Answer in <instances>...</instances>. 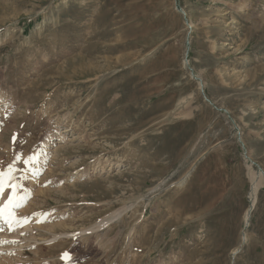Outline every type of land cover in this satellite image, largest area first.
<instances>
[{
    "label": "rangeland",
    "instance_id": "rangeland-1",
    "mask_svg": "<svg viewBox=\"0 0 264 264\" xmlns=\"http://www.w3.org/2000/svg\"><path fill=\"white\" fill-rule=\"evenodd\" d=\"M9 165L2 264H264V0H0Z\"/></svg>",
    "mask_w": 264,
    "mask_h": 264
},
{
    "label": "snow or ice",
    "instance_id": "snow-or-ice-1",
    "mask_svg": "<svg viewBox=\"0 0 264 264\" xmlns=\"http://www.w3.org/2000/svg\"><path fill=\"white\" fill-rule=\"evenodd\" d=\"M35 157H29L28 160H25L24 163H30L32 160H34ZM14 171V166L9 165L8 171L0 172V197H2L5 194V189H11V194L8 195L7 201L3 206H0V216L6 215L9 221L13 218L12 216V208L17 207L16 201L18 197L16 196V189L17 185L15 183H12V172ZM62 259H65L66 261H69L71 259L70 253H63Z\"/></svg>",
    "mask_w": 264,
    "mask_h": 264
},
{
    "label": "bare ground",
    "instance_id": "bare-ground-1",
    "mask_svg": "<svg viewBox=\"0 0 264 264\" xmlns=\"http://www.w3.org/2000/svg\"><path fill=\"white\" fill-rule=\"evenodd\" d=\"M11 176H12V180H13V178H14V174H13V172H12V174H11ZM34 180V179H33ZM259 184L260 183H253V189H252V191H253V203L255 202V197H256V194H257V188H258V186H259ZM7 189V188H6ZM5 189V190H6ZM6 202H5V200H4V198H1L0 197V206H3L4 204H5ZM253 208V207H252ZM249 214V213H248ZM249 216V215H248ZM246 217V220L249 218V217ZM7 218V216L6 215H3V216H0V221H4L5 219ZM7 236V235H6ZM3 239H5L4 237H5V235H2L1 236ZM7 238V237H6ZM0 264H2V259H0Z\"/></svg>",
    "mask_w": 264,
    "mask_h": 264
}]
</instances>
